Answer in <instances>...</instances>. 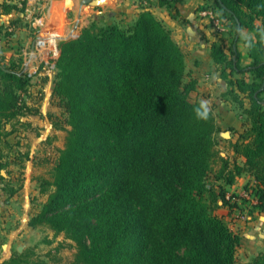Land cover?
<instances>
[{"label":"trees","instance_id":"16d2710c","mask_svg":"<svg viewBox=\"0 0 264 264\" xmlns=\"http://www.w3.org/2000/svg\"><path fill=\"white\" fill-rule=\"evenodd\" d=\"M144 1L150 3L134 0L141 11L133 21L92 22L60 42L52 94L70 129L49 177L35 178L45 199L28 226L73 242V259L65 264H236L241 237L216 211L238 202L209 180L232 186L249 175L256 208L264 210V0H214L228 22L234 58L217 43L211 57L243 126L231 144L234 159L223 158L214 173L220 128L209 109L206 118L197 117L201 103L193 100L196 83L187 80L185 54L164 23L141 7ZM181 1L157 5L169 9ZM12 12L18 16L0 24L8 41L24 24L25 2L0 3V16ZM242 30L250 34L247 66L236 49ZM16 57L0 53V194L9 198L22 188V179H9V164L29 154L8 138L27 126L20 118L39 113L26 102L30 76ZM1 264L46 263L25 250ZM245 264H264V251Z\"/></svg>","mask_w":264,"mask_h":264},{"label":"crops","instance_id":"0c3cea01","mask_svg":"<svg viewBox=\"0 0 264 264\" xmlns=\"http://www.w3.org/2000/svg\"><path fill=\"white\" fill-rule=\"evenodd\" d=\"M4 0H0V3ZM10 4L17 5L21 7V4L25 2V13L20 14V17H24L25 23H32L34 17L40 16L42 27L36 36V39L48 32L58 33L65 36L66 34H71L73 32V27L78 21V16L80 14L79 26L82 29L87 27L90 23L95 22L99 24H104L102 18L107 15L114 18V20L128 19L130 22L133 21L141 9L134 4V0H101L100 4L93 7L82 6L81 2L84 0H48V2H42L40 0H6ZM202 3V4H200ZM201 7H206L208 4L207 0H183L179 3L174 4L171 8L167 9L164 7H159L157 2L154 3L150 0V3L144 1L140 3L143 9H148L152 14L161 20L164 25L171 31L172 39L177 43L185 54L186 67H187V80H193L196 83V90L192 93L193 100L198 102H207V108L212 112L215 117L216 123L220 128V132L217 134L219 145L227 144V149L230 150L232 154V160L234 159V152L231 149V144L237 140L239 133L243 132L242 119L236 116L234 112V104L225 97L229 87L228 83L221 78V66L216 64L211 57V46L214 43L223 46L225 53L229 55L228 46L230 44L228 31L226 33L218 35L215 30L210 26L206 19H200L196 15V9L198 5ZM95 8V9H94ZM14 12L6 16L3 20L1 16L0 24L8 26V23L13 19ZM27 31L22 28L18 29L13 36L11 42H8L3 36H0V53L5 56L6 60H10L17 56L15 54V44L21 39L26 42ZM250 37V34L246 30L241 31V39L237 43V51L240 54L241 66H247L250 64V58L247 54V45L245 40ZM36 41V40H35ZM34 40L32 41V43ZM31 43V47L33 44ZM38 86H33L30 88L29 97H26L28 103L30 101V96L32 92H35V88ZM42 91V89H41ZM46 93V92H45ZM45 93L42 92V103L40 104V109H46L45 105ZM47 95V94H46ZM39 109V113H43ZM56 107L51 108V111H56ZM39 115H27L20 118V123L27 124L25 127L41 128V123L39 121ZM51 114L47 115L49 120ZM25 128H19L18 132H15L12 136L8 138L9 143L18 144L15 139L19 137L21 132L25 133ZM53 130H56L52 128ZM35 130V129H33ZM221 139H223L221 141ZM21 153L22 152L18 149ZM30 160V157L29 159ZM19 163L10 162L8 169L11 168H21V172L24 171L20 176L22 179L21 190L13 197H8L5 194H0V246L4 249L10 250L14 247L15 243H18L21 239L28 237L32 229L28 226V221L32 215L35 214V210L32 212L30 205L27 209L26 202V191H30L32 184V179L35 181V177L31 176V172L27 174L25 172V167L30 161ZM238 162L241 161L238 158ZM28 163V164H27ZM30 169V168H29ZM4 172V175L2 174ZM1 174L8 178L5 171H1ZM244 176V175H243ZM248 179H251L247 175ZM12 182L16 179L9 176ZM242 176L237 179L241 181ZM252 181V179H251ZM36 182V181H35ZM236 183L234 185H237ZM28 186V188L26 187ZM232 185V187H234ZM253 185V181H252ZM27 189V190H26ZM35 193L38 189L34 190ZM30 204V203H29ZM239 204V203H238ZM224 208L228 216L233 218V226H230L227 221L225 222L229 227L241 237L240 250L245 249L246 256L248 255L252 258L259 252L264 251V210L253 212L247 219L248 222L242 220L241 214L247 211V208L239 204L235 208L228 209L226 206H222L219 209ZM217 213V212H216ZM219 216L223 217L219 213ZM224 218V217H223ZM243 218V217H242ZM254 219V220H253ZM252 220V221H251ZM250 221V222H249ZM19 245L16 246L18 248ZM247 259L244 263H247Z\"/></svg>","mask_w":264,"mask_h":264},{"label":"rangeland","instance_id":"374dc122","mask_svg":"<svg viewBox=\"0 0 264 264\" xmlns=\"http://www.w3.org/2000/svg\"><path fill=\"white\" fill-rule=\"evenodd\" d=\"M153 2L156 3L157 0H153ZM207 2L208 4H206L205 5L206 7H203V8H209L214 13H216L217 18L226 28V32H227L228 22L225 20L224 17L222 18V16L218 14L217 10H215L214 0H207ZM200 4L197 6V9H196V15L198 18H200L199 17V12H200L199 8H201ZM14 16L17 17L18 13H15ZM2 17H3V20L6 19L5 18L6 16H2ZM15 17H13V19ZM0 19H1V16H0ZM102 19L104 20L102 21L104 24L118 23V22H122L123 20L129 21L128 19H121L120 21L119 20L116 21L114 20L113 17L107 16V15H105ZM200 19H203V18H200ZM90 24L88 26H90ZM22 28H24L28 33L26 37V41L28 43L26 44V42H23V40L21 39L20 41H18L17 44H15V47H13L12 49H15V54L17 55L16 59H18L19 57L21 58V67H23L24 71L26 70L25 71L26 74L30 76L31 87L38 86L37 88L34 89L35 92H32V95L30 96L31 98L30 101L32 103H28L27 101L26 102L32 107H34L35 109H37L39 112L40 104L42 103L41 101L43 100L42 92L43 93L46 92L45 93L46 97L44 98L46 102L44 106L46 108L48 107V109L47 111H45L46 109L42 110L41 108L40 110H42L43 113L35 114V115H39L38 117H39V121L42 127L37 128V129L33 127V129L35 130H33L32 128L31 129L25 128V133L21 132L19 137L15 139V142H18L17 148L20 149L22 152H27V151L29 152L30 160L28 161L30 162L29 164L27 163L28 164L27 168L26 167L24 168L25 172H27V174L31 172V176L33 178L34 177L35 178L49 177V173L56 162L58 151L62 149L64 146L65 137L67 134L66 132L70 128L69 126L66 125V116L63 113V108L58 104L57 99L52 94L53 80H54V76L56 73V70L54 69L55 61L51 60L47 56L45 57V52H43L39 54L37 58L31 59L32 62L35 61L34 62L35 66L36 68L38 67V69H35L34 71L29 68L26 69L25 64H27L29 60V55L32 52L31 43L33 40L35 42L36 36L38 33L33 27H31V23H30V26H29V23L22 24L21 27L18 29H22ZM80 31L81 29L77 27L73 36L78 35ZM59 36L61 37V41H62L68 37V34H66L65 36L59 34ZM240 39L241 38H239V40ZM8 42H11V41H8ZM237 43H236V48L238 47ZM229 55H230L229 58H234L230 53ZM45 58L49 60L50 62L49 65H45L43 62H41L45 60ZM26 97H29V95H27ZM244 104L248 106V101L245 100ZM53 107H56L57 110L51 111V108ZM234 112L236 113V116L241 117L240 111L237 109L235 105H234ZM49 114H51L52 116H50L48 120L47 115ZM52 128L54 129L57 128V129L53 130ZM216 138H218V135L216 136ZM218 140L216 139L217 156L215 158V161L212 167L213 173L220 168L223 158L229 159L230 162H232V154H230V150L227 149V144L219 145ZM222 140L223 139H221V141ZM18 168L7 169L8 175L10 177L13 176L16 180L20 178L22 173L24 175V171L21 172V168L20 169ZM242 178L243 179H241L240 182L236 180L234 184L236 183H239V184L237 185L233 184L234 187L227 186L222 182L217 183L212 179V177H210L209 181L214 186L217 187V190H218V186L220 188H223L227 192V194H230L234 199H236L235 203L238 202L239 204H242L247 208V211L244 214H241L243 217V218L241 217V219L248 222L247 218L250 215H252L253 212H256L257 208H256V205H253L250 201L245 200L244 198L240 196V194L243 193L245 190H250L252 188L251 179H248L247 175L242 176ZM32 181L33 182L31 184L30 191L29 192L26 191V195H25L26 196L25 199L27 202L26 206L28 209L30 205L31 211L33 212L35 210L37 212L39 210L40 203L43 202L45 198L42 196H39L38 192L35 193L34 190L38 189V183L35 182L33 179ZM26 187L28 188L27 185ZM239 204H235L233 206H239ZM216 212L222 215L230 226H233V218L228 216V213L224 208L218 209ZM46 241H51L52 244H46ZM17 245L22 247V252L25 250L32 251L36 257L43 260L46 264H65L67 262L72 261L73 255L75 253V248H74V244L72 241L64 239L62 235L54 237V234L52 231L43 227V228H38L35 231H31L28 237H25L21 239L20 241H18V243H15L14 247L11 248L10 250L8 249V247L3 249L0 246V264L3 261L9 259L13 252H17V248H16ZM245 252H246L245 249L238 250L236 254V258H237L236 264H245L244 262L250 258L248 255L246 256Z\"/></svg>","mask_w":264,"mask_h":264},{"label":"built area","instance_id":"2783aa9c","mask_svg":"<svg viewBox=\"0 0 264 264\" xmlns=\"http://www.w3.org/2000/svg\"><path fill=\"white\" fill-rule=\"evenodd\" d=\"M40 1L48 2V0H40ZM199 17L206 19L209 22L210 26L215 30V32L218 35L226 32V28L223 26V24L217 18L216 14L211 9L200 10ZM31 27H33L37 31V33H39L38 31H40V28L42 27L40 16L34 17L32 19ZM60 42H61V37L56 32L55 33L48 32L38 37L33 44L32 52L29 55V60L27 64H25V68L32 69L33 71L35 69H38V67L36 68L35 66L34 63L35 61L32 62L31 59L37 58L38 55L43 52H45V57L47 56L51 60L55 61L60 53L59 50ZM41 62H43L45 65H49L50 63L49 60L46 58ZM240 196L245 200L250 201L253 205H257V198L252 195L251 190H245L243 193L240 194ZM226 199L229 200L231 203H235L236 201V199H234L230 194L226 195Z\"/></svg>","mask_w":264,"mask_h":264},{"label":"water","instance_id":"95a60500","mask_svg":"<svg viewBox=\"0 0 264 264\" xmlns=\"http://www.w3.org/2000/svg\"><path fill=\"white\" fill-rule=\"evenodd\" d=\"M218 1H220V0H218ZM100 2H101V0H84L83 2H81V7H82V6H91V5H92L93 7H95V6L99 5ZM79 19H80V14H79V16H78V21L75 23V25H74V27H73V32H72V33H71V34H70L65 40H67V39L73 37V34H74L75 30H76L77 27H78ZM62 41H63V40H62ZM2 174L4 175V172H2ZM17 252H18V253H21V252H22V247H21V246H18V248H17Z\"/></svg>","mask_w":264,"mask_h":264},{"label":"clouds","instance_id":"9594fccd","mask_svg":"<svg viewBox=\"0 0 264 264\" xmlns=\"http://www.w3.org/2000/svg\"><path fill=\"white\" fill-rule=\"evenodd\" d=\"M203 109V110H201ZM198 118H206L208 113L207 102H201L200 108L195 109Z\"/></svg>","mask_w":264,"mask_h":264}]
</instances>
